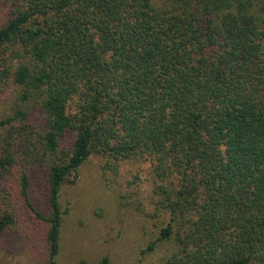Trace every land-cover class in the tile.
<instances>
[{"label":"trees","instance_id":"1","mask_svg":"<svg viewBox=\"0 0 264 264\" xmlns=\"http://www.w3.org/2000/svg\"><path fill=\"white\" fill-rule=\"evenodd\" d=\"M2 3L0 86L27 109L0 120V181L50 156L48 210L21 177L46 264H62L61 189L93 151L107 167L152 162L164 225L143 253L161 242L162 264H264V0ZM3 213L0 237L15 222Z\"/></svg>","mask_w":264,"mask_h":264},{"label":"rangeland","instance_id":"2","mask_svg":"<svg viewBox=\"0 0 264 264\" xmlns=\"http://www.w3.org/2000/svg\"><path fill=\"white\" fill-rule=\"evenodd\" d=\"M4 9L0 0V26L6 20ZM18 94L15 85L0 86V120L27 109ZM20 121V117L16 119ZM29 121L38 128L36 117L32 115L23 122ZM73 137V133L68 134L60 152L70 149ZM107 160L93 151L61 189V205L69 211L63 219L59 261L62 264L81 259L97 262L109 255L115 264H162L166 251L161 242L156 250L142 252L164 225V218L157 214L155 206L161 197L155 187L161 181L152 162L125 159L107 167ZM50 161L47 156L43 163L17 164L0 181L1 217L8 211L15 220L0 237V264H46L47 223L36 217L26 203L21 177L24 170L29 174V200L33 209L48 210L45 183Z\"/></svg>","mask_w":264,"mask_h":264}]
</instances>
